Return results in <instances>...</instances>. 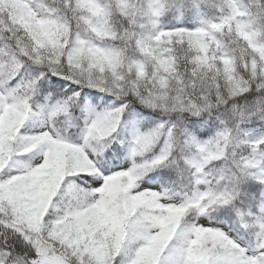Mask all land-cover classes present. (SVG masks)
I'll return each instance as SVG.
<instances>
[{
  "label": "snow or ice",
  "instance_id": "1",
  "mask_svg": "<svg viewBox=\"0 0 264 264\" xmlns=\"http://www.w3.org/2000/svg\"><path fill=\"white\" fill-rule=\"evenodd\" d=\"M0 264H264V0H0Z\"/></svg>",
  "mask_w": 264,
  "mask_h": 264
}]
</instances>
